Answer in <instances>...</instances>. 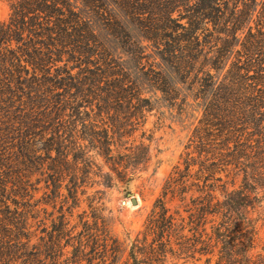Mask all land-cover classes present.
I'll use <instances>...</instances> for the list:
<instances>
[{"label":"trees","instance_id":"16d2710c","mask_svg":"<svg viewBox=\"0 0 264 264\" xmlns=\"http://www.w3.org/2000/svg\"><path fill=\"white\" fill-rule=\"evenodd\" d=\"M8 1L10 19L0 23V264H118L122 241L104 190L88 188L128 184L148 170L150 144L129 137L152 100L71 0ZM116 4L143 33L136 40L116 20L123 45L143 60L149 43L178 80L151 67V85L170 102L183 85L203 110L197 156L188 152L185 168L168 178L127 264H264V0ZM221 173L233 184L242 175L239 186L229 189ZM85 195L89 208L76 214ZM176 198L183 209L173 211Z\"/></svg>","mask_w":264,"mask_h":264},{"label":"rangeland","instance_id":"374dc122","mask_svg":"<svg viewBox=\"0 0 264 264\" xmlns=\"http://www.w3.org/2000/svg\"><path fill=\"white\" fill-rule=\"evenodd\" d=\"M71 2L81 16L87 20L106 48L119 58L120 63L127 69L144 96L152 100V109L146 111L144 119L142 118L144 120L142 129L129 137L130 140L136 139V143L144 141L145 144H150L152 161L148 170L128 184L114 180L113 185L108 188L103 186L88 188L89 194L98 188L104 190L101 198L107 209L105 214L109 216L113 232L122 241L123 250L118 264H127L130 243L143 230L146 218L161 196L168 178L178 165L185 168L186 154L193 153L195 145L193 131L203 113L202 102L194 99L192 92L183 85H177V88L182 90L178 95L179 98L173 102L165 99L163 93L151 85L145 74V71L150 70L151 67L165 72L173 83L178 80L174 78L171 70L166 67L149 43L144 42L147 57L143 60L131 54L132 49L123 45L127 38L122 31L116 29L118 27L116 20H119L120 24L127 28L136 40H141L143 33L131 23L125 11L116 4V0H101L98 3L100 8L90 7L82 0H71ZM10 15L9 1L0 0V23L8 22ZM143 63L148 64L142 72L141 64ZM145 130L146 132H142ZM193 155L197 156V153ZM99 161L104 162L102 158H99ZM105 170H108L107 166ZM221 175L224 178L223 181H228L229 189L238 187L242 179V175L238 176L233 184L232 176L227 177L225 173ZM220 184L222 182H217L216 194L222 199L223 187ZM133 197L138 200L137 204L133 203ZM189 197L190 193L187 202ZM86 198L87 195L82 197L80 206L75 210L76 214L84 209L88 210ZM168 205L174 211L181 206V201L176 198L168 201ZM49 209L52 208L49 207ZM261 236L264 240V232ZM177 264H192V262L185 263L181 259Z\"/></svg>","mask_w":264,"mask_h":264},{"label":"water","instance_id":"95a60500","mask_svg":"<svg viewBox=\"0 0 264 264\" xmlns=\"http://www.w3.org/2000/svg\"><path fill=\"white\" fill-rule=\"evenodd\" d=\"M132 201L134 204H137V202H138V200L135 197L132 198Z\"/></svg>","mask_w":264,"mask_h":264}]
</instances>
